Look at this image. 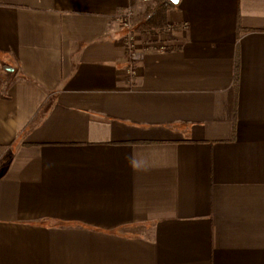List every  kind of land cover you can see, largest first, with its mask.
Segmentation results:
<instances>
[{"label": "crops", "instance_id": "crops-1", "mask_svg": "<svg viewBox=\"0 0 264 264\" xmlns=\"http://www.w3.org/2000/svg\"><path fill=\"white\" fill-rule=\"evenodd\" d=\"M146 1L0 0V264H264V0Z\"/></svg>", "mask_w": 264, "mask_h": 264}, {"label": "trees", "instance_id": "trees-1", "mask_svg": "<svg viewBox=\"0 0 264 264\" xmlns=\"http://www.w3.org/2000/svg\"><path fill=\"white\" fill-rule=\"evenodd\" d=\"M173 6L170 0H157L154 5L148 4L138 15L134 31L153 36L164 32L168 27L167 11ZM236 80L238 79V64L236 65Z\"/></svg>", "mask_w": 264, "mask_h": 264}, {"label": "built area", "instance_id": "built-area-1", "mask_svg": "<svg viewBox=\"0 0 264 264\" xmlns=\"http://www.w3.org/2000/svg\"><path fill=\"white\" fill-rule=\"evenodd\" d=\"M120 20L121 23L126 31L125 35V46L127 48L128 54H129V66L128 71L130 73L133 72V63L135 59L136 54V34L133 31V24H132V11L129 9L123 13L120 14ZM167 29H171V26L169 25Z\"/></svg>", "mask_w": 264, "mask_h": 264}, {"label": "water", "instance_id": "water-1", "mask_svg": "<svg viewBox=\"0 0 264 264\" xmlns=\"http://www.w3.org/2000/svg\"><path fill=\"white\" fill-rule=\"evenodd\" d=\"M173 4H177L180 0H170ZM4 69L5 70H8V71H11L12 68L11 67H8V66H4Z\"/></svg>", "mask_w": 264, "mask_h": 264}, {"label": "rangeland", "instance_id": "rangeland-1", "mask_svg": "<svg viewBox=\"0 0 264 264\" xmlns=\"http://www.w3.org/2000/svg\"><path fill=\"white\" fill-rule=\"evenodd\" d=\"M157 0H147L146 1V5H148V4H152V5H154V3L156 2Z\"/></svg>", "mask_w": 264, "mask_h": 264}]
</instances>
